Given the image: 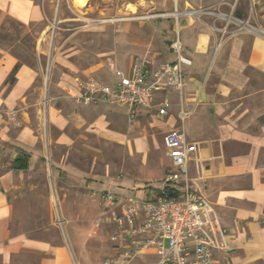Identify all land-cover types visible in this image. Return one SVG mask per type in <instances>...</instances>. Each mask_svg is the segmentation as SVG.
I'll return each instance as SVG.
<instances>
[{
	"label": "crops",
	"instance_id": "0c3cea01",
	"mask_svg": "<svg viewBox=\"0 0 264 264\" xmlns=\"http://www.w3.org/2000/svg\"><path fill=\"white\" fill-rule=\"evenodd\" d=\"M174 4L177 12L179 8L195 10L190 0H175ZM213 11L184 23L179 20L181 15L176 16L183 51L193 64L184 67L183 93L168 92L171 107L166 116H160L157 108L166 91L156 93L152 109L135 112L134 117L151 127L141 123L143 137L134 140L128 109L79 102L83 82L59 72L56 64L47 99L40 80L42 67L21 62L0 48V264H85L71 235L54 241L45 227L26 219L30 212L27 202L48 200L40 186L49 169L43 158L51 146H71L73 133L84 130L129 145L131 150L135 145L137 153L147 154L150 131L166 137L180 126L183 110L188 112L185 121L194 132L187 138L198 149L189 161V176L191 165L193 187L213 203L228 234L229 250L217 253L218 264H264V33L229 31L227 23L217 48L219 33L213 25L221 16L217 9ZM46 13L44 4L36 0H0V27L9 17L23 24L43 23L50 30L52 21ZM236 14L245 17L242 10ZM45 39L41 37V41ZM123 66L113 69L116 80L107 84L118 81L117 71L130 72L132 65ZM58 93L73 98L74 111L66 112L57 105ZM126 120L128 124H124ZM166 156L170 163L161 180L175 169L167 149ZM18 157L27 158V168L16 169ZM157 187L134 188L132 194L141 200L154 199L159 195ZM155 189L157 194L152 197ZM116 196L119 203L125 198ZM48 208L50 211L51 205ZM149 250L147 261L158 264V250Z\"/></svg>",
	"mask_w": 264,
	"mask_h": 264
},
{
	"label": "rangeland",
	"instance_id": "374dc122",
	"mask_svg": "<svg viewBox=\"0 0 264 264\" xmlns=\"http://www.w3.org/2000/svg\"><path fill=\"white\" fill-rule=\"evenodd\" d=\"M36 1L44 4L52 21L51 29L47 30L43 23L23 24L7 17L0 27V48L21 62L42 67L40 80L47 99L54 64L59 65V72L83 82L85 90L116 80V76H112L113 69L121 64L128 67L139 57H146L153 64L175 58L173 44L179 37L177 29L180 28L177 17L171 15L177 12L175 0ZM190 2L195 10H218L221 17L213 25L219 33L217 44H214L217 48L226 32L223 25L227 23L229 31L264 33V0ZM238 10H242L244 18L237 17ZM178 11L183 13L179 17L182 23L200 15L189 14V9L179 8ZM229 16L231 22L227 20ZM43 36L46 39L41 41ZM59 95L57 105L66 112L74 111L73 98ZM95 103H103L110 108L116 106L104 101ZM139 120L140 117H130L133 140L143 137L141 123L148 129L151 127L146 121ZM125 122L128 124L127 120ZM186 128L189 138H192L194 132L188 122ZM73 135L75 142L71 146H51V151L47 150V158L43 161L48 163L49 169L42 175L45 183L40 186V192L48 194V200L27 202L30 212L26 219L32 225L45 227L46 234L54 241L71 235L85 264H106L107 260L121 259L126 251L129 257L125 264L154 263V260L147 261L150 248L141 249L138 244L140 237L128 236L115 221L121 214L120 207L106 205L101 195L109 191L127 197L133 196L134 188L145 186L148 190L152 185L159 188L160 178L170 163L163 144L165 134L153 129L150 131L147 137L151 146L147 154L137 153L135 145L131 150L129 145L103 139L93 132L82 130ZM192 167L190 165L193 187ZM152 193L154 197L156 189ZM100 218L103 224L97 227ZM113 236L118 239L113 240Z\"/></svg>",
	"mask_w": 264,
	"mask_h": 264
},
{
	"label": "built area",
	"instance_id": "2783aa9c",
	"mask_svg": "<svg viewBox=\"0 0 264 264\" xmlns=\"http://www.w3.org/2000/svg\"><path fill=\"white\" fill-rule=\"evenodd\" d=\"M190 14H213V10H191ZM173 44V61L154 66L146 57L138 58L129 73L117 71L118 81L113 85L102 84L86 88L78 97L79 102L104 101L128 109L134 116L138 109L150 110L155 106L156 93L167 94L158 104V114L166 116L171 107L169 91L183 93L184 67L193 64L185 55L178 33ZM188 112L180 114L181 124L165 137L167 155L174 170L168 171L154 199L141 200L127 196L119 203L112 192L101 195L106 205L120 204L121 214L115 221L128 236H139L141 249L156 248L160 255L158 264H218L217 253L229 250L228 234L218 219L213 203L200 190L191 186L189 161L197 152V145L189 142L186 133ZM178 191L170 195L169 191ZM116 213V212H114ZM103 224V219L96 223ZM113 236V240H117ZM129 257L126 251L121 259L107 260L106 264H125Z\"/></svg>",
	"mask_w": 264,
	"mask_h": 264
},
{
	"label": "trees",
	"instance_id": "16d2710c",
	"mask_svg": "<svg viewBox=\"0 0 264 264\" xmlns=\"http://www.w3.org/2000/svg\"><path fill=\"white\" fill-rule=\"evenodd\" d=\"M15 167H16V169L17 168H20V169H25V168H27V165H28V163H27V158H24V157H18V158H16V161H15ZM169 194L170 195H178L179 194V192L178 191H174L173 189H171L170 191H169Z\"/></svg>",
	"mask_w": 264,
	"mask_h": 264
},
{
	"label": "bare ground",
	"instance_id": "6f19581e",
	"mask_svg": "<svg viewBox=\"0 0 264 264\" xmlns=\"http://www.w3.org/2000/svg\"><path fill=\"white\" fill-rule=\"evenodd\" d=\"M190 14V13H189ZM171 15H175V16H180L181 15V13L180 12H175V13H173V14H171Z\"/></svg>",
	"mask_w": 264,
	"mask_h": 264
}]
</instances>
